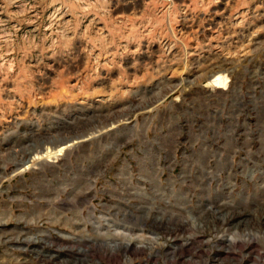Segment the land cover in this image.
I'll return each instance as SVG.
<instances>
[{
	"label": "rangeland",
	"instance_id": "rangeland-1",
	"mask_svg": "<svg viewBox=\"0 0 264 264\" xmlns=\"http://www.w3.org/2000/svg\"><path fill=\"white\" fill-rule=\"evenodd\" d=\"M0 264H264V0H0Z\"/></svg>",
	"mask_w": 264,
	"mask_h": 264
},
{
	"label": "water",
	"instance_id": "water-1",
	"mask_svg": "<svg viewBox=\"0 0 264 264\" xmlns=\"http://www.w3.org/2000/svg\"><path fill=\"white\" fill-rule=\"evenodd\" d=\"M84 139H86V138H78L77 141H76V140H71V143H67V145H70V144H72V143L82 142V140H84Z\"/></svg>",
	"mask_w": 264,
	"mask_h": 264
},
{
	"label": "bare ground",
	"instance_id": "bare-ground-1",
	"mask_svg": "<svg viewBox=\"0 0 264 264\" xmlns=\"http://www.w3.org/2000/svg\"><path fill=\"white\" fill-rule=\"evenodd\" d=\"M223 83H224V82H223L222 80H220V79L217 81V84H218V85H221V84H223ZM218 87H219V86H218ZM73 144H74V143H73ZM47 155H48V154H47Z\"/></svg>",
	"mask_w": 264,
	"mask_h": 264
}]
</instances>
